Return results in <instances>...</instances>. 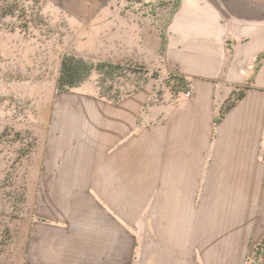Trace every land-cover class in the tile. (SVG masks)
Listing matches in <instances>:
<instances>
[{"label": "crops", "instance_id": "1", "mask_svg": "<svg viewBox=\"0 0 264 264\" xmlns=\"http://www.w3.org/2000/svg\"><path fill=\"white\" fill-rule=\"evenodd\" d=\"M141 1L115 15L125 57L150 51L193 97L66 118L22 264H264V0Z\"/></svg>", "mask_w": 264, "mask_h": 264}, {"label": "rangeland", "instance_id": "2", "mask_svg": "<svg viewBox=\"0 0 264 264\" xmlns=\"http://www.w3.org/2000/svg\"><path fill=\"white\" fill-rule=\"evenodd\" d=\"M158 5V4H157ZM141 0H0V264L23 263L35 222L38 175L59 154L57 134L66 118L90 112L94 101L140 91L150 105L191 90L178 75L155 67L148 51L125 57L124 17ZM146 16L157 17L150 11ZM164 17V16H163ZM149 20L165 30L167 19ZM164 20V21H163ZM161 27L162 29H157ZM94 65L80 87L62 92L63 59Z\"/></svg>", "mask_w": 264, "mask_h": 264}, {"label": "trees", "instance_id": "3", "mask_svg": "<svg viewBox=\"0 0 264 264\" xmlns=\"http://www.w3.org/2000/svg\"><path fill=\"white\" fill-rule=\"evenodd\" d=\"M94 69L93 64L82 59H76L73 56L65 57L62 62V71L59 78V90L65 92L80 87V85L91 76ZM178 78L185 81L190 86L189 79L183 76H178ZM262 248L263 247L258 249L256 253L257 256L263 253Z\"/></svg>", "mask_w": 264, "mask_h": 264}, {"label": "built area", "instance_id": "4", "mask_svg": "<svg viewBox=\"0 0 264 264\" xmlns=\"http://www.w3.org/2000/svg\"><path fill=\"white\" fill-rule=\"evenodd\" d=\"M191 97H193V92L192 91H187L186 93H185V98H191Z\"/></svg>", "mask_w": 264, "mask_h": 264}]
</instances>
